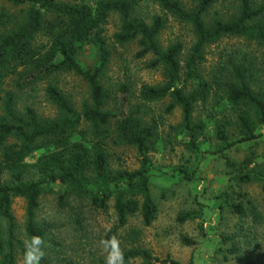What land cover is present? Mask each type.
Returning <instances> with one entry per match:
<instances>
[{
    "label": "trees",
    "instance_id": "obj_1",
    "mask_svg": "<svg viewBox=\"0 0 264 264\" xmlns=\"http://www.w3.org/2000/svg\"><path fill=\"white\" fill-rule=\"evenodd\" d=\"M5 1L16 7L26 6V10L19 18H11L12 23L4 25L0 32V264H18L19 259L25 264L26 245L32 237L42 240L39 247L43 256L39 264H52L48 245L54 238L50 237L47 223L38 217L47 185H56L60 208L77 198L91 208L106 210L113 201L116 223L103 238L108 252L112 249L105 242L113 238L117 241V233L125 227L129 217L139 214L144 225H149L155 217L157 207L149 188V142L154 128L130 111L129 90L125 86L113 111L104 108L107 95L100 78L110 51L103 34L111 15H117L120 21L112 36L114 42L120 45L135 42L136 57L151 55L150 65L162 68L164 84L143 85L139 99L154 102L169 98L166 112L180 109L178 127L188 136L192 151L198 150L197 137L204 128L202 120L195 119L196 107L205 106L211 95L216 98L214 108H221L222 114L228 110L234 114L232 124L225 116L217 119L219 113L215 110L211 113L215 117L209 115L217 119L214 134L219 148L216 152L222 157L228 161L225 152L229 148L260 135L258 129L264 127V94L254 90L249 70L232 63L220 83L216 76L211 81L206 79L200 66L206 47L225 37H240L264 46V0L260 3L256 0H190L189 4L181 0H152L160 10L188 25L193 34L183 64L181 42H172L165 49L159 44L158 37L166 20L156 14L146 21L134 14L142 0ZM226 1L231 4L229 13L214 9ZM44 32L49 41L46 45H37L38 36ZM87 46L93 49L91 65H86L79 57ZM62 72L78 75L88 86L89 99L81 104L80 110L53 79ZM8 77H16L14 85L20 92L28 88L35 91L38 84L45 83L43 94L56 107V116L42 117L31 106H25L20 113L16 109L19 95L3 87ZM112 123L121 142L137 150L139 168L110 169L104 140L108 135L105 127ZM231 125L238 131L234 140L229 136ZM37 150L43 151L29 162L28 158ZM243 170L240 180L257 181L264 194V171L249 167V163ZM17 197L25 202L22 225L12 213V203ZM227 207L240 217L247 214L241 202L228 203ZM251 209L256 210L254 206ZM187 217L183 215L181 219ZM76 222L79 223L80 218ZM122 254L123 264L136 259H141V264L161 261L149 250L136 246ZM162 262L178 264L171 259ZM243 264L257 262L248 257Z\"/></svg>",
    "mask_w": 264,
    "mask_h": 264
},
{
    "label": "rangeland",
    "instance_id": "obj_2",
    "mask_svg": "<svg viewBox=\"0 0 264 264\" xmlns=\"http://www.w3.org/2000/svg\"><path fill=\"white\" fill-rule=\"evenodd\" d=\"M181 1L190 3V0ZM89 2L92 3L91 0ZM214 9L229 13L231 4L229 1L219 3ZM25 10L26 6L16 7L0 0V32L4 25L12 23L11 18H19ZM134 14L146 21L156 14L166 20L158 37L159 44L165 49L172 42H181L184 46L183 64L187 49L193 42L189 26L160 10L152 0H142ZM119 24L118 16L111 15L104 26L103 35L110 51L100 78L107 95L104 108L113 111L121 88L125 86L129 90L130 111L144 124L153 126L154 135L149 142V188L157 207L149 225L143 224L139 214L129 217L125 227L117 233L119 251L122 253L132 246L147 249L161 260L155 264H173L162 262L168 259L178 264H243L248 257H253L257 264H264V194L257 181L240 180L246 163L264 171V127L258 129L260 135L256 139L229 148L225 152L227 161L216 152L219 142L214 134V123L225 116L232 124L234 114L230 110L222 114L221 108H214L216 98L211 95L205 106L196 107L195 119L202 120L204 128L197 137L198 150L192 151L188 136L178 127L180 109L166 112L169 98L154 102L139 99L138 93L143 85H162L165 79L161 67L150 65L153 56L136 57L138 46L135 42L123 45L114 42L112 36ZM48 41L49 36L41 33L37 45H46ZM79 57L83 63L91 65L94 61L93 49L85 47ZM232 63L248 69L254 90L264 94V46L240 37H225L206 47L200 70L209 81L216 76L222 83ZM15 78L8 77L3 87L19 95L16 109L20 113L25 106H31L42 117L56 116V107L43 94L45 83L38 84L35 91L28 88L20 92L14 85ZM53 79L78 110L84 101H88V86L78 75L62 72L54 75ZM1 97L2 93L0 114ZM213 110L219 113L216 120L211 119L215 117L211 114L215 112ZM105 129L108 135L104 142L110 169L139 168L137 150L121 142L113 123ZM228 130L230 139L238 137L235 125L229 126ZM88 135H91L90 131ZM42 151H35L28 158L29 162H33ZM57 196L56 185H47L38 209L39 219L47 223L50 237L56 241L48 245L52 264H106L109 252L105 249L103 238L116 223L113 201L108 203L106 210L91 208L87 202L77 198L60 208ZM235 202L245 206V217L227 207L228 203ZM252 206L256 210L251 209ZM24 209V200L14 198L12 213L20 225L24 223ZM183 215L188 217L182 220ZM78 218L79 223L76 222ZM18 264H23L21 259ZM130 264H141V259Z\"/></svg>",
    "mask_w": 264,
    "mask_h": 264
},
{
    "label": "clouds",
    "instance_id": "obj_3",
    "mask_svg": "<svg viewBox=\"0 0 264 264\" xmlns=\"http://www.w3.org/2000/svg\"><path fill=\"white\" fill-rule=\"evenodd\" d=\"M105 243L112 249L106 258V264H123V254L119 251L118 242L113 238L112 241ZM41 244L42 240L40 237H32L30 243L26 245L24 253L25 264H39V260L43 256V252L39 247Z\"/></svg>",
    "mask_w": 264,
    "mask_h": 264
}]
</instances>
